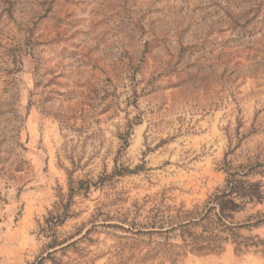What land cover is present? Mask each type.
Segmentation results:
<instances>
[{
  "label": "rangeland",
  "instance_id": "rangeland-1",
  "mask_svg": "<svg viewBox=\"0 0 264 264\" xmlns=\"http://www.w3.org/2000/svg\"><path fill=\"white\" fill-rule=\"evenodd\" d=\"M0 264H264V0H0Z\"/></svg>",
  "mask_w": 264,
  "mask_h": 264
}]
</instances>
